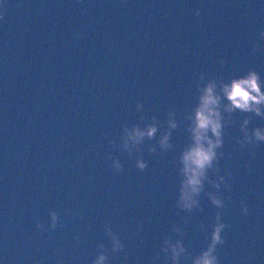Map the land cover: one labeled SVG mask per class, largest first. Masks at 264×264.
I'll use <instances>...</instances> for the list:
<instances>
[{"label":"water","instance_id":"water-1","mask_svg":"<svg viewBox=\"0 0 264 264\" xmlns=\"http://www.w3.org/2000/svg\"><path fill=\"white\" fill-rule=\"evenodd\" d=\"M262 30L264 0H0V264H91L98 243L110 246L106 220L125 245L108 264H163L154 256L162 234L180 238L173 223L198 254L207 244L198 224L207 227L218 209L202 193L200 209L181 214L186 224L176 214L183 124L173 150L152 155L155 140L145 142L143 171L135 154L108 141L119 144L121 126L141 124V114L163 121L172 110L181 119L201 72L227 80L254 69L264 78ZM242 115L225 129L219 160L220 174L231 173V190L220 188L227 227L219 264H264V144L235 143ZM254 126L264 120L253 117ZM109 155L120 159V173ZM49 211L63 227L37 231L35 220L47 224Z\"/></svg>","mask_w":264,"mask_h":264},{"label":"clouds","instance_id":"clouds-1","mask_svg":"<svg viewBox=\"0 0 264 264\" xmlns=\"http://www.w3.org/2000/svg\"><path fill=\"white\" fill-rule=\"evenodd\" d=\"M195 15L200 16V10H195ZM259 39L264 41V30L259 32ZM253 52L259 51L260 46L256 41H251ZM223 65L226 60L221 58L218 61ZM264 78L254 69L231 76L225 80L221 76H206L199 73L194 82L195 102L183 113L182 118H177L175 111L169 110L163 121L156 116L148 117L141 114V124L132 123L121 126L119 144L116 140H109L108 143L113 149L133 157L134 166L143 171L147 168V162L141 157L146 141L155 140L154 144L148 146L147 151L152 155H158L174 149L171 142L172 133L183 124L184 132L187 135L186 143L179 150L176 158L175 174L177 177V189L175 209L177 216L183 224L188 221L187 216L181 215L194 210H199L200 199L203 193L207 196L211 205L218 211L214 213L212 223L207 227L203 222L198 224L199 229L205 233L206 246L198 254L193 255L183 243L185 235L181 223H173L171 231L180 238L173 240L168 234H162L161 243L156 251L154 260L163 259V264H219L217 256L218 246H222L225 240L222 232L227 225L223 221L222 210L225 207V199L220 195V188L223 185L226 191L231 190V185L226 177L231 173L225 170L220 174L219 160L224 156L221 151L224 143L225 129L235 123L234 113H241L239 131L241 135L236 138L235 143L241 147L256 148L264 144V127H248L253 117L264 120ZM143 105L137 101L136 111L142 113ZM159 150V151H158ZM110 167L115 173L123 169L121 161L115 155H109ZM205 185H210L214 191H206ZM230 199V198H229ZM67 216H75L71 209L63 210ZM241 212L248 215L249 210L246 204L241 202ZM35 228L39 232L47 233L63 227L61 217L55 211L48 212L47 224L39 219L35 220ZM210 228V232L208 231ZM103 234L107 237L110 246L104 243L97 244V251L91 264H108L110 256H116L123 252L125 245L122 242L119 232L113 230L111 222L106 220L102 225ZM140 222L137 224L133 236L139 235ZM77 243L81 238H75ZM125 260L128 258L125 255ZM57 264H64L62 257H57Z\"/></svg>","mask_w":264,"mask_h":264}]
</instances>
